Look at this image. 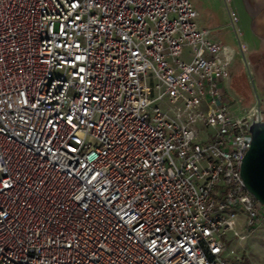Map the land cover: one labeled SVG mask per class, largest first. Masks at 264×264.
Masks as SVG:
<instances>
[{
  "label": "built area",
  "instance_id": "obj_1",
  "mask_svg": "<svg viewBox=\"0 0 264 264\" xmlns=\"http://www.w3.org/2000/svg\"><path fill=\"white\" fill-rule=\"evenodd\" d=\"M195 1L0 0V264H236L264 227Z\"/></svg>",
  "mask_w": 264,
  "mask_h": 264
},
{
  "label": "crops",
  "instance_id": "obj_2",
  "mask_svg": "<svg viewBox=\"0 0 264 264\" xmlns=\"http://www.w3.org/2000/svg\"><path fill=\"white\" fill-rule=\"evenodd\" d=\"M194 7L196 24L208 41L226 48L224 58L230 60V78L224 87L227 95L235 98L232 94L240 93L238 85L245 87L247 73L251 83L253 76L264 91L260 71L264 65V0H196ZM237 63L242 69H236Z\"/></svg>",
  "mask_w": 264,
  "mask_h": 264
},
{
  "label": "rangeland",
  "instance_id": "obj_3",
  "mask_svg": "<svg viewBox=\"0 0 264 264\" xmlns=\"http://www.w3.org/2000/svg\"><path fill=\"white\" fill-rule=\"evenodd\" d=\"M238 68L242 69L241 63H237L236 69ZM260 71L264 75V65L261 66ZM245 72L247 73V71ZM246 77V84H243L245 87L238 85L240 93L234 94L232 92L233 94H231L235 95V98L228 95L229 98L224 99L227 110L231 116L242 117L250 107L260 101L259 106L264 117V91L256 82L255 77L252 76L253 83H251L248 73ZM219 90L224 94V86L222 84L219 85ZM243 230L240 229L239 231L242 233ZM224 238H227V241ZM221 241L226 247L224 257L227 261L235 262L236 264H264V227L255 231L245 241L233 239L230 234H227L226 237L223 236Z\"/></svg>",
  "mask_w": 264,
  "mask_h": 264
},
{
  "label": "water",
  "instance_id": "obj_4",
  "mask_svg": "<svg viewBox=\"0 0 264 264\" xmlns=\"http://www.w3.org/2000/svg\"><path fill=\"white\" fill-rule=\"evenodd\" d=\"M250 147L244 156L240 175L245 188L264 207V120L248 123Z\"/></svg>",
  "mask_w": 264,
  "mask_h": 264
}]
</instances>
